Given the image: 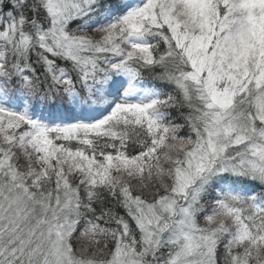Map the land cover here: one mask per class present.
Masks as SVG:
<instances>
[{
	"label": "snow or ice",
	"instance_id": "6c2138e0",
	"mask_svg": "<svg viewBox=\"0 0 264 264\" xmlns=\"http://www.w3.org/2000/svg\"><path fill=\"white\" fill-rule=\"evenodd\" d=\"M0 264H264V0H0Z\"/></svg>",
	"mask_w": 264,
	"mask_h": 264
}]
</instances>
